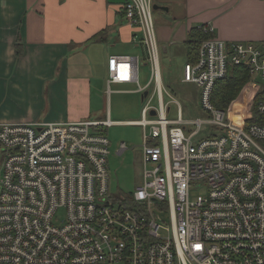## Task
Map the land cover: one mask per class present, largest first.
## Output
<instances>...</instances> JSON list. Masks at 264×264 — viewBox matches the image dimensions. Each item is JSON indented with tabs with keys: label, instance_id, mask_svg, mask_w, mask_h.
I'll use <instances>...</instances> for the list:
<instances>
[{
	"label": "built area",
	"instance_id": "1",
	"mask_svg": "<svg viewBox=\"0 0 264 264\" xmlns=\"http://www.w3.org/2000/svg\"><path fill=\"white\" fill-rule=\"evenodd\" d=\"M125 14L151 68L138 93L147 100L154 85L158 97L132 123L144 128L142 184L118 202L110 196L111 142L101 132L110 118L0 124V264H264V43L203 41L182 82L198 87L209 117L184 120L179 108L174 119L152 0H127ZM233 67L263 82L256 116L242 125L228 122L234 107L212 101ZM139 68L137 58L111 56L108 91L139 85Z\"/></svg>",
	"mask_w": 264,
	"mask_h": 264
},
{
	"label": "crops",
	"instance_id": "2",
	"mask_svg": "<svg viewBox=\"0 0 264 264\" xmlns=\"http://www.w3.org/2000/svg\"><path fill=\"white\" fill-rule=\"evenodd\" d=\"M126 2L0 0V124L110 118L114 125H133L134 120H113L109 112L105 118L102 108L111 56H131L147 67L148 82H141L139 68V85L126 84L137 87L130 92L138 93L151 78L140 30L126 19ZM152 4L167 9L156 11L158 46L171 55L185 46L188 63L190 32L203 26L213 27V36L223 41L264 43V0H152ZM140 47L143 59L135 54ZM111 91L119 92L112 86Z\"/></svg>",
	"mask_w": 264,
	"mask_h": 264
},
{
	"label": "rangeland",
	"instance_id": "3",
	"mask_svg": "<svg viewBox=\"0 0 264 264\" xmlns=\"http://www.w3.org/2000/svg\"><path fill=\"white\" fill-rule=\"evenodd\" d=\"M158 13L153 10L155 29ZM140 34V40H142L143 33L140 31ZM139 43L143 47L141 41ZM142 47H140V50H135V54L143 59ZM158 50L161 77L165 89L164 100L167 104L174 100L179 103V105L174 103L171 105V118L176 119L178 117V109L180 108L181 116L184 120L208 119L209 115L203 110L200 103L198 87L182 82L184 78V67L188 63V49L183 46L176 55L165 54L160 45L158 46ZM84 66L89 68L88 65ZM148 66L150 68V65ZM140 68L141 82L143 81V84H146L148 77L146 79L144 78L145 73L148 72L147 67H144L142 61ZM98 74L102 76V70H98ZM106 80L104 82L106 96L102 101L105 118L107 117V112H109L113 114V120L119 118L140 122L143 119V109L150 98L153 97L150 106H158V97L154 95V85L150 88L149 98L143 100V93L130 92L137 88L134 86H112V90H118L119 92H109ZM262 85L263 82L260 80H251L249 82L235 103V110L228 121L230 124L242 125L250 118L256 116L254 98L262 89ZM101 132L111 142V155L109 156L110 196L114 202H118L122 197H130L142 184L144 128L140 125L121 124L105 128ZM123 143L126 145V150L122 154H118Z\"/></svg>",
	"mask_w": 264,
	"mask_h": 264
},
{
	"label": "trees",
	"instance_id": "4",
	"mask_svg": "<svg viewBox=\"0 0 264 264\" xmlns=\"http://www.w3.org/2000/svg\"><path fill=\"white\" fill-rule=\"evenodd\" d=\"M205 27L207 26L192 29L190 32L189 56L191 62L197 61L198 52L202 42L213 36V34L204 32ZM250 81L251 77L247 68H230L227 77L216 84L212 99L214 107L219 110L231 112L239 96ZM254 122H258V118L254 119Z\"/></svg>",
	"mask_w": 264,
	"mask_h": 264
},
{
	"label": "water",
	"instance_id": "5",
	"mask_svg": "<svg viewBox=\"0 0 264 264\" xmlns=\"http://www.w3.org/2000/svg\"><path fill=\"white\" fill-rule=\"evenodd\" d=\"M153 10L154 11H157V10H167V9H165V8H161V7H158V6H154L153 7ZM149 95V92H146L144 95H143V100H145L146 98H147V96ZM152 115L153 116H155V113L154 112H152Z\"/></svg>",
	"mask_w": 264,
	"mask_h": 264
}]
</instances>
